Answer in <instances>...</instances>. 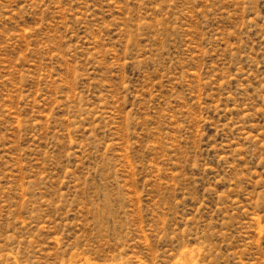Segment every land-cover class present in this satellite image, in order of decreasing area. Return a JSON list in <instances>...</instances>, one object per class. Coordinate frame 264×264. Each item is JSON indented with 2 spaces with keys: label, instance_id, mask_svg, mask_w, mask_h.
Instances as JSON below:
<instances>
[{
  "label": "rangeland",
  "instance_id": "rangeland-1",
  "mask_svg": "<svg viewBox=\"0 0 264 264\" xmlns=\"http://www.w3.org/2000/svg\"><path fill=\"white\" fill-rule=\"evenodd\" d=\"M0 264H264V0H0Z\"/></svg>",
  "mask_w": 264,
  "mask_h": 264
}]
</instances>
